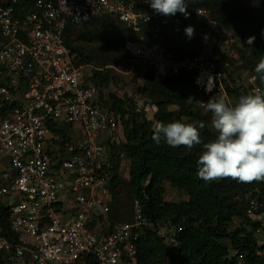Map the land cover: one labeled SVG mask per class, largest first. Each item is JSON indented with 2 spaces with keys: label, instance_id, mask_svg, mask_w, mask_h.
<instances>
[{
  "label": "built area",
  "instance_id": "2783aa9c",
  "mask_svg": "<svg viewBox=\"0 0 264 264\" xmlns=\"http://www.w3.org/2000/svg\"><path fill=\"white\" fill-rule=\"evenodd\" d=\"M187 11V18L160 15L149 0H0V201L9 215V230L0 224V256L9 264H137L136 244L155 229L139 201L132 222L94 223L111 210L116 164L123 171L126 160L113 159L110 144L124 136L100 90L86 81V67L76 65L64 39L70 26L109 16L146 32L125 50L131 70L155 84L187 73L200 92L232 105L233 79L251 93L262 90L254 76L232 73V32L205 8ZM195 18L202 21L195 54L167 52L165 39ZM246 198L264 246V196L250 190ZM175 235L167 236L170 244Z\"/></svg>",
  "mask_w": 264,
  "mask_h": 264
},
{
  "label": "trees",
  "instance_id": "16d2710c",
  "mask_svg": "<svg viewBox=\"0 0 264 264\" xmlns=\"http://www.w3.org/2000/svg\"><path fill=\"white\" fill-rule=\"evenodd\" d=\"M188 5L208 9L237 39L235 46L239 53L233 60L232 73L243 70L249 76H257L255 67L264 56V0H190ZM193 23L190 26H194V35H197L202 21L195 18ZM194 35L189 39L184 30L179 36L169 35L165 39L167 52L177 57L195 54L198 40ZM249 36L256 37L252 45L246 43ZM142 37L147 39V33H133L109 16L95 18L86 26L72 25L64 36L77 56L76 65L86 67V81L99 88L102 107L117 118L124 136L120 144H110L113 159L120 161L123 154L126 160L123 171L119 167L121 161L116 164V175L110 186L111 210L94 223L103 226L106 221L111 225L132 222L128 213L129 216L133 214L134 204L139 201L150 222L182 227V232L177 237V245L169 246L158 234L146 231L136 244L137 264H235L236 261L229 259L233 252L245 255L244 264H264L257 253V249L264 251V248L257 247L249 231L252 227L257 230L259 225L247 215L246 198L250 190L264 196V180L245 183L222 178L205 182L197 175L202 144L191 149L173 148L163 140L157 143L152 138L158 122L167 124L175 120L204 122L205 127L200 129L203 142L216 138L212 114L205 113L201 107L210 96L195 87L192 75L182 72L161 84L140 76L144 84L132 96L106 94L105 90L113 81L112 71L92 69L96 59L76 46L83 42L123 51L127 42ZM112 62L111 59L103 60V63ZM233 84V88L227 86V91L236 104L242 95L251 91L238 79H233ZM259 84L264 90V84L260 81ZM148 107L152 109L151 119H148ZM61 136L62 139L68 137L66 133ZM166 184L185 194L187 199L165 201ZM121 186L127 190L123 198L120 197ZM8 221V211L0 201V224L6 231L9 230ZM0 264L9 262L0 256Z\"/></svg>",
  "mask_w": 264,
  "mask_h": 264
},
{
  "label": "clouds",
  "instance_id": "9594fccd",
  "mask_svg": "<svg viewBox=\"0 0 264 264\" xmlns=\"http://www.w3.org/2000/svg\"><path fill=\"white\" fill-rule=\"evenodd\" d=\"M149 4L160 15L175 16L179 12L185 18L189 16L188 0H149ZM184 31L191 39L195 31L194 26H187ZM255 39V36H249L246 43L252 45ZM92 69L105 71L95 67ZM255 73L257 76L253 79H258L264 84V56L256 65ZM206 108L212 114L211 124L217 132L216 138L211 142L204 143L201 139L200 129L205 127L204 122L186 123L181 120L167 124L158 122L153 140L157 143L163 140L173 148L185 146L191 149L202 144L203 151L197 161V175L205 182L222 178H232L245 183L264 180V90L242 95L235 105L229 103L222 95H214L206 102ZM203 111L209 113L204 109ZM153 226L155 229H146L143 234L151 231L158 234L167 245H177V237L182 232V227H169L162 223H153ZM257 230L254 231L252 227L249 231H252L257 247L263 249L264 246L259 244ZM171 233H176L175 243L172 244L167 240ZM257 253L264 259V251L257 249ZM244 257L243 254L233 252L229 259L236 261L235 264L240 261L244 264Z\"/></svg>",
  "mask_w": 264,
  "mask_h": 264
},
{
  "label": "rangeland",
  "instance_id": "374dc122",
  "mask_svg": "<svg viewBox=\"0 0 264 264\" xmlns=\"http://www.w3.org/2000/svg\"><path fill=\"white\" fill-rule=\"evenodd\" d=\"M232 38L233 39L230 42L229 47L227 48L228 50L226 51L228 52V55L233 57L235 60L238 58L239 49L238 47L236 48L235 46L237 43V39L234 38V35H232ZM76 46L79 48L80 51H84L88 54H92V56L96 59L94 63L96 65L94 67L104 69L105 71L107 70L109 72L112 71L111 75L113 77V81L111 82L110 87L105 90L106 94L110 92V93L118 94L119 96H122V94L123 95L125 94V97L132 96L144 84L143 83L144 80H142L139 74L131 70L130 64L128 63V55L125 51V48L123 49V51H120V50H113V47L111 48L104 47L100 44L88 45V43H83V42H78ZM113 52L115 53V55L112 54ZM122 57H124V59H122ZM104 59H111L113 62L103 63ZM244 83H246V80H244ZM105 101H107V97L105 98ZM147 110H148V117L150 119V117L152 118L153 116L150 115L152 113V109L148 107ZM171 110H175V108H172ZM123 175L124 177H126L127 174L124 173ZM122 179H124L123 181H125V178L122 177ZM214 181H218V180H214ZM165 188H166L165 201L180 202L187 199V196L185 194L173 188L171 185L166 184ZM120 190H121L120 197L124 196L125 194L127 195V190L125 189V186H121ZM128 217H130V219L133 220V214H130L129 216L128 213ZM226 244L229 245L228 242H226Z\"/></svg>",
  "mask_w": 264,
  "mask_h": 264
}]
</instances>
